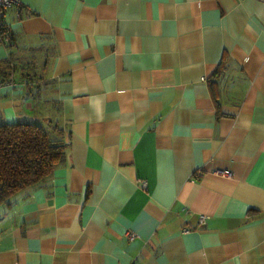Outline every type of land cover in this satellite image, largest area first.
<instances>
[{"label": "crops", "instance_id": "0c3cea01", "mask_svg": "<svg viewBox=\"0 0 264 264\" xmlns=\"http://www.w3.org/2000/svg\"><path fill=\"white\" fill-rule=\"evenodd\" d=\"M6 17L0 121L45 124L53 102L65 147L0 207V264H264V0H20Z\"/></svg>", "mask_w": 264, "mask_h": 264}, {"label": "trees", "instance_id": "16d2710c", "mask_svg": "<svg viewBox=\"0 0 264 264\" xmlns=\"http://www.w3.org/2000/svg\"><path fill=\"white\" fill-rule=\"evenodd\" d=\"M6 62L0 61V82L10 74ZM43 105L40 103L41 108ZM46 109L48 112L49 107ZM49 114L52 117L45 124L0 121V207L49 178L63 161L62 130Z\"/></svg>", "mask_w": 264, "mask_h": 264}, {"label": "built area", "instance_id": "2783aa9c", "mask_svg": "<svg viewBox=\"0 0 264 264\" xmlns=\"http://www.w3.org/2000/svg\"><path fill=\"white\" fill-rule=\"evenodd\" d=\"M20 4V0H0V45L5 47L10 46L13 42V34H12V24L8 21L6 17V11L13 7L18 6ZM224 174L226 176H230V172L228 170H224ZM141 187L144 188L146 186L145 180L141 181ZM207 215L200 214L198 217V226H203L206 223ZM190 228L184 229L188 231ZM135 234L133 232H127L128 238H133Z\"/></svg>", "mask_w": 264, "mask_h": 264}, {"label": "rangeland", "instance_id": "374dc122", "mask_svg": "<svg viewBox=\"0 0 264 264\" xmlns=\"http://www.w3.org/2000/svg\"><path fill=\"white\" fill-rule=\"evenodd\" d=\"M0 47L3 49V46L2 45H0ZM35 81H37V80H35ZM39 93L42 94L43 93L42 90H39ZM38 100H39V97H38ZM40 102L44 104L43 105V108H41L42 106L40 107V105H38V107H36V111H38V113L47 112V109L46 108L49 107V110L47 112V115L49 117H52V115H50L49 113H53V115H54V113L56 111V107H55L54 103L53 102H49V101L48 102L40 101Z\"/></svg>", "mask_w": 264, "mask_h": 264}]
</instances>
